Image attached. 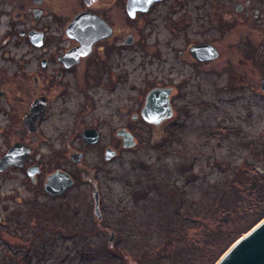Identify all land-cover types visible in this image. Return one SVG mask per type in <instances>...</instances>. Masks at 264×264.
<instances>
[{"label": "rangeland", "instance_id": "obj_1", "mask_svg": "<svg viewBox=\"0 0 264 264\" xmlns=\"http://www.w3.org/2000/svg\"><path fill=\"white\" fill-rule=\"evenodd\" d=\"M139 27L149 51L138 49L137 92L147 78L179 83L178 116L145 130L107 168L101 219L83 187L61 199L39 197L15 217L3 213L0 264H215L263 219L258 42L246 43L241 27L213 31L219 58L193 65L173 56L178 44L167 42L162 18ZM199 31L194 26L190 36Z\"/></svg>", "mask_w": 264, "mask_h": 264}, {"label": "flooded vegetation", "instance_id": "obj_2", "mask_svg": "<svg viewBox=\"0 0 264 264\" xmlns=\"http://www.w3.org/2000/svg\"><path fill=\"white\" fill-rule=\"evenodd\" d=\"M160 18L167 42L178 44L175 59L193 65L219 58L213 31L253 32L245 42H258L264 80V0H0V192L10 185L0 227L3 213H27L39 197L61 199L78 187L94 208L98 195L101 209L107 168L154 127L142 116L149 92L169 89L178 116L179 83L147 78L137 92L138 49L149 51L139 25ZM194 26L200 38L190 36ZM202 44L218 56L197 59L191 49Z\"/></svg>", "mask_w": 264, "mask_h": 264}, {"label": "water", "instance_id": "obj_3", "mask_svg": "<svg viewBox=\"0 0 264 264\" xmlns=\"http://www.w3.org/2000/svg\"><path fill=\"white\" fill-rule=\"evenodd\" d=\"M147 6L140 5L139 9L146 10ZM191 52L199 60L214 59L218 56L217 49L207 44L194 46ZM261 88L264 90V80L261 82ZM169 95L170 90L165 88H154L149 92L142 109V116L146 122L160 127L173 117ZM123 138L125 147L130 148L135 145L131 136L126 134ZM94 198L95 212L101 219L99 196L95 195ZM112 239L113 236L110 237V242ZM215 264H264V218L238 239Z\"/></svg>", "mask_w": 264, "mask_h": 264}, {"label": "trees", "instance_id": "obj_4", "mask_svg": "<svg viewBox=\"0 0 264 264\" xmlns=\"http://www.w3.org/2000/svg\"><path fill=\"white\" fill-rule=\"evenodd\" d=\"M183 199H185V195H184V198H183ZM262 218H264V216H263ZM262 218H261V219H262ZM261 219H260V220H261ZM260 220H259V221H260ZM253 226H254V225H253ZM250 228H252V227H250ZM250 228H249V229H250ZM163 247H164V246H163ZM109 260H110V259H109ZM120 263H121V261H118V262H117V264H120ZM105 264H111V263H110L109 261H107V262H105Z\"/></svg>", "mask_w": 264, "mask_h": 264}]
</instances>
